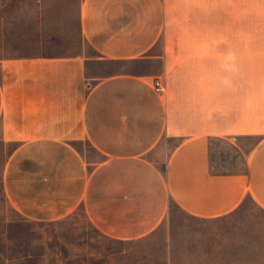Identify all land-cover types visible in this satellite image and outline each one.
<instances>
[{"label":"crops","instance_id":"obj_1","mask_svg":"<svg viewBox=\"0 0 264 264\" xmlns=\"http://www.w3.org/2000/svg\"><path fill=\"white\" fill-rule=\"evenodd\" d=\"M239 1L248 24L253 0ZM168 5H77L96 59L160 61L162 75L88 78L86 50L0 58L2 189L14 211L55 222L83 209L119 242L159 232L171 206L214 220L250 199L264 213V33H173Z\"/></svg>","mask_w":264,"mask_h":264},{"label":"rangeland","instance_id":"obj_2","mask_svg":"<svg viewBox=\"0 0 264 264\" xmlns=\"http://www.w3.org/2000/svg\"><path fill=\"white\" fill-rule=\"evenodd\" d=\"M78 2L0 0V58L75 55L83 50L95 58L79 31ZM167 2V29L173 33H264V0H253L248 24L239 0L238 5L235 0ZM91 60L87 77L93 79L121 72L163 73L160 61ZM10 148L0 144V264H170L171 257L175 264H245L247 252L253 264H262L264 213L250 199L214 220L193 218L171 206L159 232L130 242L102 235L83 209L55 222L30 221L4 197L1 174Z\"/></svg>","mask_w":264,"mask_h":264},{"label":"built area","instance_id":"obj_3","mask_svg":"<svg viewBox=\"0 0 264 264\" xmlns=\"http://www.w3.org/2000/svg\"><path fill=\"white\" fill-rule=\"evenodd\" d=\"M154 86L157 92H165L166 85H165V80L163 77H156L154 79Z\"/></svg>","mask_w":264,"mask_h":264}]
</instances>
